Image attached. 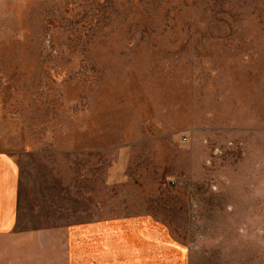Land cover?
<instances>
[{
    "label": "rangeland",
    "instance_id": "obj_1",
    "mask_svg": "<svg viewBox=\"0 0 264 264\" xmlns=\"http://www.w3.org/2000/svg\"><path fill=\"white\" fill-rule=\"evenodd\" d=\"M0 152L72 264H264V0H0Z\"/></svg>",
    "mask_w": 264,
    "mask_h": 264
},
{
    "label": "crops",
    "instance_id": "obj_2",
    "mask_svg": "<svg viewBox=\"0 0 264 264\" xmlns=\"http://www.w3.org/2000/svg\"><path fill=\"white\" fill-rule=\"evenodd\" d=\"M23 184L22 169L12 157L0 152V264H72V235L81 231L76 216L70 214L68 221L62 214L40 209L31 203L29 196L24 198ZM103 202L104 198L102 205ZM97 207L101 214L86 224V234L92 236L94 244H103L110 234L111 221L108 207ZM135 219L138 221L131 234L137 236L141 246L154 247L157 251V224L145 217ZM122 223L117 222L126 225ZM120 228L125 231V226ZM95 236L101 239L97 241Z\"/></svg>",
    "mask_w": 264,
    "mask_h": 264
}]
</instances>
